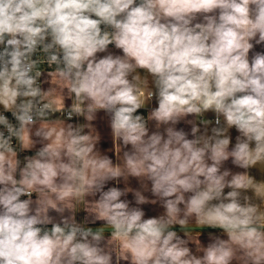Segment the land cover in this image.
I'll return each mask as SVG.
<instances>
[{"label":"clouds","instance_id":"1","mask_svg":"<svg viewBox=\"0 0 264 264\" xmlns=\"http://www.w3.org/2000/svg\"><path fill=\"white\" fill-rule=\"evenodd\" d=\"M0 264H264V0H0Z\"/></svg>","mask_w":264,"mask_h":264}]
</instances>
